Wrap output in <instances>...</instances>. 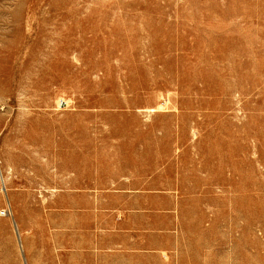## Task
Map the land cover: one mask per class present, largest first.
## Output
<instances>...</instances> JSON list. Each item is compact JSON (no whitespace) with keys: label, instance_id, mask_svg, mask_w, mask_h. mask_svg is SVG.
<instances>
[{"label":"rangeland","instance_id":"obj_1","mask_svg":"<svg viewBox=\"0 0 264 264\" xmlns=\"http://www.w3.org/2000/svg\"><path fill=\"white\" fill-rule=\"evenodd\" d=\"M0 264H264V0H0Z\"/></svg>","mask_w":264,"mask_h":264},{"label":"bare ground","instance_id":"obj_2","mask_svg":"<svg viewBox=\"0 0 264 264\" xmlns=\"http://www.w3.org/2000/svg\"><path fill=\"white\" fill-rule=\"evenodd\" d=\"M7 170V169H6ZM5 170V171H6ZM8 171V170H7ZM9 173H10V171H8ZM6 172H4V174H5ZM2 177V176H1ZM9 177V176H8ZM11 177V176H10ZM2 178H4V177H2ZM7 178V177H6ZM9 179V178H8ZM11 179V178H10ZM3 180V179H2ZM8 181V180H7ZM5 182H6V179H5ZM6 184V183H5ZM8 186V185H7ZM9 186H10V184H9ZM2 188V187H1ZM5 188V187H4ZM10 189V188H9ZM12 190V189H11ZM10 191V190H9ZM10 193V192H9ZM13 194H14V192H13ZM14 197V196H13ZM15 198V197H14ZM11 200V199H10ZM13 218V217H12ZM11 218V219H12ZM18 223V222H17Z\"/></svg>","mask_w":264,"mask_h":264},{"label":"built area","instance_id":"obj_3","mask_svg":"<svg viewBox=\"0 0 264 264\" xmlns=\"http://www.w3.org/2000/svg\"><path fill=\"white\" fill-rule=\"evenodd\" d=\"M3 214H5V212H3Z\"/></svg>","mask_w":264,"mask_h":264}]
</instances>
